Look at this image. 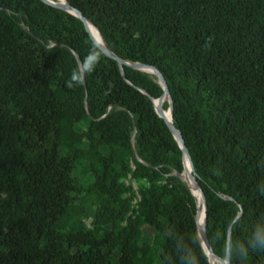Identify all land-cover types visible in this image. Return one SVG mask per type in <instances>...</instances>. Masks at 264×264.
I'll list each match as a JSON object with an SVG mask.
<instances>
[{
	"label": "trees",
	"instance_id": "16d2710c",
	"mask_svg": "<svg viewBox=\"0 0 264 264\" xmlns=\"http://www.w3.org/2000/svg\"><path fill=\"white\" fill-rule=\"evenodd\" d=\"M67 1L122 72L96 44L69 88L94 45L81 19L0 0V264H211L164 89L134 64L165 80L211 251L264 264V0Z\"/></svg>",
	"mask_w": 264,
	"mask_h": 264
},
{
	"label": "water",
	"instance_id": "95a60500",
	"mask_svg": "<svg viewBox=\"0 0 264 264\" xmlns=\"http://www.w3.org/2000/svg\"><path fill=\"white\" fill-rule=\"evenodd\" d=\"M43 2L45 3H48L50 5H53V6H57V7H61L71 13H73L74 15L78 16L82 23H83V26L85 28V30L87 31L89 37L94 41V42H97L92 36L91 34L89 33L86 25H85V22H84V19H87L85 16H83L82 12L77 9L76 7H74L73 5H71L67 0H53V1H48V0H42ZM94 27L95 29H97V27L92 23V21H90L89 19H87ZM98 31V30H97ZM102 51H104L106 54H108L109 56L115 58L118 60V64H119V68H120V71L122 72V68H121V60L115 55L113 54L109 49H107V47L103 44V41L101 42H98L96 43ZM134 67L136 68H139V69H142V70H145V71H148V72H151L155 75L158 76L159 78V82L161 84V86L163 87L164 89V93L162 96H165L166 94V97H167V100L169 101V106H168V114L170 116V119H168L166 116H165V112L163 111L162 107H158V105H156L155 103V99H153V105H154V108H155V112L157 113L158 116L162 117L165 119V121L167 122V124L169 125L171 131L173 132L181 150H182V161L184 162V159L185 157L187 158L188 160V163H189V166L192 170V179H193V183L196 185V187L198 188L200 194H201V197H202V201H203V206H204V216L206 218V203H205V197H204V193H203V190L201 188V186L199 185L197 179L195 178V172H194V167H193V163H192V160H191V157H190V154L187 150V147L184 143V140H183V137H182V134L180 132V130L172 123L171 119H172V105H171V98L169 96V92H168V88H167V85L165 83V80L162 76V74L153 66H148V65H144V64H134L133 65ZM152 69V70H150ZM161 96V97H162ZM179 177L184 181V183L187 185V182H185V180L183 179V175L181 174H178ZM188 186V185H187ZM192 192V191H191ZM193 194V192H192ZM194 195V194H193ZM195 197V196H194ZM196 201V199H195ZM205 223L206 221L204 222V225H203V229H202V232L199 233L198 232V229H197V232H198V236L200 238V241H201V245L204 249V251L206 252V254L208 255V258H209V262L211 264H214L215 262H219L220 264H229V259L228 257L226 256L225 259H221L219 258L217 255H215L211 249H210V246H209V243H208V239H207V236H206V232H205ZM196 226H197V223H196ZM230 232V231H229ZM227 243H228V240H227ZM208 250H210V254L212 257L209 256L208 254ZM214 263H213V260H215Z\"/></svg>",
	"mask_w": 264,
	"mask_h": 264
},
{
	"label": "clouds",
	"instance_id": "9594fccd",
	"mask_svg": "<svg viewBox=\"0 0 264 264\" xmlns=\"http://www.w3.org/2000/svg\"><path fill=\"white\" fill-rule=\"evenodd\" d=\"M96 43L98 42H94L93 48L90 50L88 56L81 62L82 68L81 65H78L71 73L70 82L67 84L69 88L83 84L86 76L95 70L101 59V52L100 49L96 47ZM258 240L261 245L264 246V235L259 236Z\"/></svg>",
	"mask_w": 264,
	"mask_h": 264
},
{
	"label": "bare ground",
	"instance_id": "6f19581e",
	"mask_svg": "<svg viewBox=\"0 0 264 264\" xmlns=\"http://www.w3.org/2000/svg\"><path fill=\"white\" fill-rule=\"evenodd\" d=\"M48 1H53V0H48ZM84 21L87 23L91 33L93 34L94 39L96 41H97L96 38L100 39V35H99V32L97 31V29H95V27L87 19H84ZM150 70H152V69H150ZM164 97H166V94H165ZM155 103H156V105H158V100L155 101ZM165 116L168 119H170V116H169L168 112H165ZM185 170H186L184 172L185 180L190 185L196 200L200 203V208H199V213H198L197 218H196V223H197L198 232L201 233L202 229H203L204 222L206 221L205 220V216H204V206H203V201H202L201 194H200L198 188L196 187V185L193 183L192 170H191V168L189 166L187 158H186V169ZM208 253H210V250H208ZM210 257H212V256H210Z\"/></svg>",
	"mask_w": 264,
	"mask_h": 264
},
{
	"label": "rangeland",
	"instance_id": "374dc122",
	"mask_svg": "<svg viewBox=\"0 0 264 264\" xmlns=\"http://www.w3.org/2000/svg\"><path fill=\"white\" fill-rule=\"evenodd\" d=\"M96 39H97L98 42H101V41H102L101 36H100V39H98V38H96ZM156 100H158V107H162V103L164 102V100H167V97L162 96V97H160V98H157ZM162 109H163L164 112H168V108H167V109H164V108L162 107ZM182 165H183V170H182V172L179 173V174L183 175V179L185 180L184 172H185L186 170H184L185 166H184L183 162H182ZM185 169H186V168H185ZM175 174H177V173H175ZM74 182H75L76 186L78 187L79 184H78L77 179H75ZM185 182H187V181L185 180ZM187 185H188L189 189L192 191L190 185H189L188 183H187ZM76 239H77L76 236H72V237H71V241H75ZM208 254H209V256H211L210 253H208ZM214 261H216V259L213 260V263H214Z\"/></svg>",
	"mask_w": 264,
	"mask_h": 264
}]
</instances>
